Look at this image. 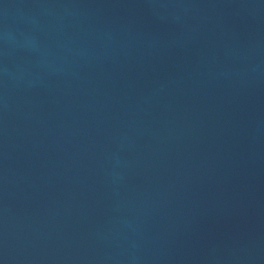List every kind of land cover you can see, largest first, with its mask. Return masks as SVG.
<instances>
[{
    "label": "water",
    "instance_id": "water-1",
    "mask_svg": "<svg viewBox=\"0 0 264 264\" xmlns=\"http://www.w3.org/2000/svg\"><path fill=\"white\" fill-rule=\"evenodd\" d=\"M0 264H264V0H0Z\"/></svg>",
    "mask_w": 264,
    "mask_h": 264
}]
</instances>
